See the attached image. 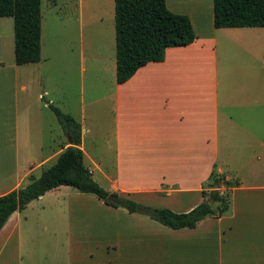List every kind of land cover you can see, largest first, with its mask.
<instances>
[{
  "label": "crops",
  "instance_id": "crops-1",
  "mask_svg": "<svg viewBox=\"0 0 264 264\" xmlns=\"http://www.w3.org/2000/svg\"><path fill=\"white\" fill-rule=\"evenodd\" d=\"M80 2L81 16L84 5L99 8L97 3L103 2L111 8L115 0ZM175 2L178 5L175 3L170 10L189 16L197 36L195 42L187 47L169 48L164 62L148 64L121 85L117 83L116 25L88 24L91 46L107 45L112 53L91 57L93 65H100L96 73L102 70L109 75L107 79L102 75L105 86L94 78L96 73L88 88L82 82L80 149L84 163L90 159L93 167L85 165L93 176L95 168H103V173L113 181L112 193L121 197H175L176 213H188L203 203L202 192L214 175L239 181V185L230 187L228 213L207 218L197 229L183 230L195 234L190 243L215 240L217 264H264V28L216 29L213 0ZM167 4L170 7L169 0ZM41 10L42 60L18 66L22 69L41 67L43 61L52 60L43 58V0ZM82 28L83 24H78L81 36ZM13 45L15 56V37ZM107 60H112L109 68ZM85 101L95 109L90 115L100 114L96 106L101 103L108 114L104 126L99 127L109 145L106 154L115 155L114 162H107V166L97 161V137L91 143L96 152L87 153L86 136L92 133L85 125L89 115ZM18 118L16 114L15 125ZM96 132L93 130V135ZM70 145L67 136V142L41 164L57 160ZM40 165L30 160L19 183L0 196L37 179L33 174ZM228 170L235 177L227 175ZM63 188L48 192L39 201ZM101 202L107 209L114 208ZM19 218L20 213L16 212L0 232V264H17ZM68 218L71 224L73 210ZM139 242L137 239L135 245Z\"/></svg>",
  "mask_w": 264,
  "mask_h": 264
},
{
  "label": "rangeland",
  "instance_id": "rangeland-1",
  "mask_svg": "<svg viewBox=\"0 0 264 264\" xmlns=\"http://www.w3.org/2000/svg\"><path fill=\"white\" fill-rule=\"evenodd\" d=\"M175 3L178 5L175 0H169V9ZM97 4H100L99 8L84 5L80 16V0H43V58L51 57L52 60L43 61L41 67L22 69L16 65L14 20L0 18V193L19 183L28 171L30 160L38 166L67 142V135L48 104L81 123L82 82L85 81L88 88L90 79L100 68L99 63L93 65L91 57L112 53L107 45L91 46L89 43L92 35L88 24H115V3L111 8L103 2ZM64 24L67 25L62 28ZM78 24H83V36L78 32ZM111 66L112 60H107V68ZM102 75L106 79L109 77L101 70L94 78L103 87ZM23 86L26 90L21 89ZM88 103L85 101V109L89 111L85 125L91 128L92 134L86 136L87 153L96 152L92 151L91 143L97 137L101 155L98 154L97 161L107 166V162H114L115 155L114 152L106 154L109 145L99 127L104 126L108 114L101 103L96 107L104 115L101 112L97 116L90 115L95 109L88 107ZM16 114L19 120L15 125ZM92 127L97 131L94 135ZM56 161L41 164L33 175L39 179ZM85 163L93 167L89 158ZM94 172V178L102 188L117 194L112 193L113 181L103 173V168L101 171L95 168ZM226 174L235 177L231 170ZM216 178L222 177L214 175L204 191L219 190L229 196L230 186L224 181L216 183L218 188L215 189ZM122 198L142 206L174 211L175 197ZM72 210L74 218L69 224L68 215ZM19 213L17 264H217L215 240L190 243L195 234L188 230L167 229L148 216L130 214L122 207L107 209L96 196L69 187L32 202ZM137 239L140 242L135 245Z\"/></svg>",
  "mask_w": 264,
  "mask_h": 264
},
{
  "label": "trees",
  "instance_id": "trees-1",
  "mask_svg": "<svg viewBox=\"0 0 264 264\" xmlns=\"http://www.w3.org/2000/svg\"><path fill=\"white\" fill-rule=\"evenodd\" d=\"M216 29L264 28V0H213ZM117 83L128 82L141 68L150 63H162L169 48H182L197 38L189 16L172 12L167 0H115ZM42 0H0V18L14 20L15 63L17 66L40 63L42 60ZM71 145L56 163L29 185L0 196V232L16 212L48 192L70 187L82 194L94 195L106 205L140 213L172 230L197 229L207 218L221 217L230 210L229 196L219 190L202 192L204 201L188 213H176L167 208L142 206L118 194H111L94 179L84 163L82 126L72 116L48 104ZM230 187L239 181L216 178ZM214 188V186H213ZM110 196L118 203L108 200ZM212 202V205H210Z\"/></svg>",
  "mask_w": 264,
  "mask_h": 264
},
{
  "label": "water",
  "instance_id": "water-1",
  "mask_svg": "<svg viewBox=\"0 0 264 264\" xmlns=\"http://www.w3.org/2000/svg\"><path fill=\"white\" fill-rule=\"evenodd\" d=\"M68 140H69L70 144H72V143H71V139H70V137H68ZM217 188H218V185L215 184V189H217ZM108 200H109L110 202H113V203H116V204L119 202L118 199H116V198L113 197V196H110V197L108 198ZM210 205H212V202H210Z\"/></svg>",
  "mask_w": 264,
  "mask_h": 264
}]
</instances>
